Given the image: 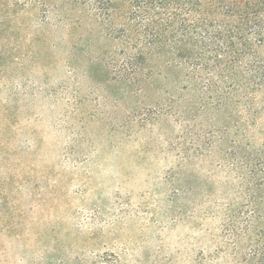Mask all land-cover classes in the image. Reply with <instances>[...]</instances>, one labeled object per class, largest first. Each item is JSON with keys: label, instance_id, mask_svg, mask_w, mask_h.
<instances>
[{"label": "rangeland", "instance_id": "obj_1", "mask_svg": "<svg viewBox=\"0 0 264 264\" xmlns=\"http://www.w3.org/2000/svg\"><path fill=\"white\" fill-rule=\"evenodd\" d=\"M231 1L0 0V264H264V35Z\"/></svg>", "mask_w": 264, "mask_h": 264}, {"label": "trees", "instance_id": "obj_2", "mask_svg": "<svg viewBox=\"0 0 264 264\" xmlns=\"http://www.w3.org/2000/svg\"><path fill=\"white\" fill-rule=\"evenodd\" d=\"M158 3L162 6L160 8L163 9L164 0H160ZM226 10L229 16L234 15L239 17L244 26H249L250 23L254 22L253 24L257 28L255 34L258 37L264 35V0H233L228 4ZM157 23L158 22H154V24ZM167 26L169 25L167 24ZM240 30L242 29L240 28L239 31ZM154 38L152 41H156L158 36Z\"/></svg>", "mask_w": 264, "mask_h": 264}]
</instances>
